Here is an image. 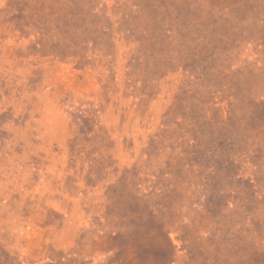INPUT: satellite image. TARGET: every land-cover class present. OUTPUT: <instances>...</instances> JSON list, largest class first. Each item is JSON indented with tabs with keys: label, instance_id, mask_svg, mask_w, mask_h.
<instances>
[{
	"label": "rangeland",
	"instance_id": "obj_1",
	"mask_svg": "<svg viewBox=\"0 0 264 264\" xmlns=\"http://www.w3.org/2000/svg\"><path fill=\"white\" fill-rule=\"evenodd\" d=\"M0 264H264V0H0Z\"/></svg>",
	"mask_w": 264,
	"mask_h": 264
}]
</instances>
